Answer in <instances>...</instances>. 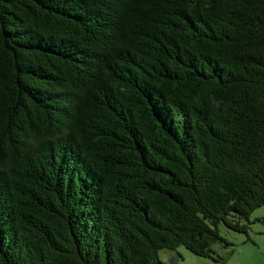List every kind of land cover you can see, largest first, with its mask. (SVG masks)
Masks as SVG:
<instances>
[{
	"label": "trees",
	"instance_id": "trees-1",
	"mask_svg": "<svg viewBox=\"0 0 264 264\" xmlns=\"http://www.w3.org/2000/svg\"><path fill=\"white\" fill-rule=\"evenodd\" d=\"M263 204L264 0H0V264L222 260Z\"/></svg>",
	"mask_w": 264,
	"mask_h": 264
},
{
	"label": "rangeland",
	"instance_id": "rangeland-1",
	"mask_svg": "<svg viewBox=\"0 0 264 264\" xmlns=\"http://www.w3.org/2000/svg\"><path fill=\"white\" fill-rule=\"evenodd\" d=\"M249 221L246 232L234 230L223 222L218 224L220 234L230 242L212 243L213 255L222 260L195 254L181 245L177 250L182 258L176 264H260L261 257H264V204L250 211ZM175 254L165 248L159 250L161 259Z\"/></svg>",
	"mask_w": 264,
	"mask_h": 264
},
{
	"label": "crops",
	"instance_id": "crops-1",
	"mask_svg": "<svg viewBox=\"0 0 264 264\" xmlns=\"http://www.w3.org/2000/svg\"><path fill=\"white\" fill-rule=\"evenodd\" d=\"M263 255H264V254H263ZM177 262H178V261H177ZM177 262H176V263H177ZM176 263H175V264H176ZM260 264H264V257H261Z\"/></svg>",
	"mask_w": 264,
	"mask_h": 264
}]
</instances>
